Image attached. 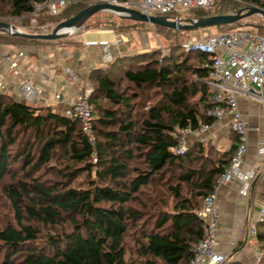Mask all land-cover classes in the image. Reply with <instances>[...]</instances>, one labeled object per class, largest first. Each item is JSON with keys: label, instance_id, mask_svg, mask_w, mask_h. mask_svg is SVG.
<instances>
[{"label": "trees", "instance_id": "16d2710c", "mask_svg": "<svg viewBox=\"0 0 264 264\" xmlns=\"http://www.w3.org/2000/svg\"><path fill=\"white\" fill-rule=\"evenodd\" d=\"M45 1L0 0V21L21 19L26 29L19 30L43 34L91 5L77 0L55 15L43 8L32 16V4ZM238 3L215 0L180 20L264 10V0ZM117 17L120 22L108 20L99 29L122 33L147 24ZM153 27L172 35L189 31ZM51 43L0 31V44ZM173 51L161 60L155 51L115 53L90 69L93 143L61 110L0 89V192L13 219L0 226V264H191L192 245L205 229L198 211L239 139L229 130L225 150L196 140L173 152L178 130L214 123L207 114L214 102L206 54L179 58ZM255 228L264 264V219Z\"/></svg>", "mask_w": 264, "mask_h": 264}, {"label": "built area", "instance_id": "2783aa9c", "mask_svg": "<svg viewBox=\"0 0 264 264\" xmlns=\"http://www.w3.org/2000/svg\"><path fill=\"white\" fill-rule=\"evenodd\" d=\"M77 0H46L43 3H33L31 15L36 16L43 8L49 14L59 13L68 3ZM90 4L107 3L122 6L127 9H135L147 15L171 16L170 19H180L182 15L192 8H208L215 0H89ZM240 1V0H236ZM68 31L67 34L77 32ZM120 39L114 37L112 42L90 41L84 42L86 47H99L103 52V60L109 61L114 52L119 50ZM184 51H196L206 54L205 67L208 69L206 83L213 89L212 101L214 105L207 111L214 118V123H199L195 128L186 127L175 135L178 144L173 149L176 154L187 150L191 142L204 140L203 134L209 132L216 122L224 116H229V129L238 135V145L230 162L217 178L214 188L203 200V205L198 215L205 221V229L202 238L192 245L191 264H229L230 251H220L215 246L218 241L219 209L215 205L218 188L235 179L241 182L240 195L248 198L253 182L262 174L263 164L244 169V156L248 151L247 133L253 129L245 120L237 106L238 95L245 99L258 102L264 109V32L260 33L253 27H237L218 34H202L198 38H191L182 44ZM113 53V54H112ZM23 55L19 52L15 57L5 55L7 69L10 72H18V59ZM65 73L71 77L72 83L78 82L72 69L66 67ZM3 83L0 81V89ZM22 100L35 102L41 89L28 80H22L17 87ZM91 88H80L75 95L65 99L64 94L54 93L53 99L63 104L62 113L65 116L77 120L87 139L93 143L92 109L89 101ZM56 103V102H55ZM262 118L264 120V111ZM256 152L264 156V133L256 144ZM257 221L251 222L248 232L256 235V223L264 219V201L259 205ZM256 263L261 257L259 249L254 251Z\"/></svg>", "mask_w": 264, "mask_h": 264}, {"label": "crops", "instance_id": "0c3cea01", "mask_svg": "<svg viewBox=\"0 0 264 264\" xmlns=\"http://www.w3.org/2000/svg\"><path fill=\"white\" fill-rule=\"evenodd\" d=\"M82 34L77 33L78 38L82 37ZM79 43L83 44L80 40ZM50 47L42 50L39 46H0V81L3 83L1 90L9 93L16 100L24 101L17 87L22 80H28L41 89L36 101L31 104L50 105L54 93L62 92L65 99L75 95L86 83L90 69L100 66L99 63L104 61L103 52L99 47H96L94 52L96 54L100 52L101 61L100 58L95 59L89 54L88 47H84L81 51L77 49L75 52L60 46L52 50L49 49ZM19 52H23V55L18 59L20 66L18 72L8 71L4 56L7 54L15 57ZM48 52H51L52 56H49ZM66 67L73 70L78 82L72 83L71 77L64 71ZM237 106L249 126L253 128L247 133L248 151L244 156L243 168L249 169L260 163L263 164V168L262 174L253 182L248 198L240 195L241 182L238 179L218 188L215 205L220 212L219 236L215 247L220 251H230L231 260H237L243 264H257L254 255L256 244L254 242L249 247L247 242L251 236L248 227L253 222L255 214H258L259 205L264 201V156H259L256 152V144L264 133L262 118L264 109L258 102L245 99L240 95L237 97ZM228 122L229 116H224L215 123L217 124L215 127H219L220 132H228L230 130ZM225 149L227 148L224 147L223 150Z\"/></svg>", "mask_w": 264, "mask_h": 264}, {"label": "rangeland", "instance_id": "374dc122", "mask_svg": "<svg viewBox=\"0 0 264 264\" xmlns=\"http://www.w3.org/2000/svg\"><path fill=\"white\" fill-rule=\"evenodd\" d=\"M228 1H230L233 4L235 3L239 4L238 3L239 1H236V0H228ZM214 10H215V7L211 8L210 12H213ZM5 18L10 24L16 25L18 29H22V30L26 29V22H24V20L13 19L8 16ZM118 19L119 18L116 16V14L112 12L97 13L93 15L92 17H90V19L86 21L84 26L81 27L79 31L73 32L71 34L68 33L63 38L52 40L51 42L53 43L51 44H41L39 47L42 50H44L48 46H51L52 48L50 47L49 49L52 50L54 49V47L60 46L62 48H68V50L75 52V50L77 49L81 51L83 50L84 47H86L84 44L79 43V40L82 43L90 42V41L112 42L114 40V33L116 32H113L110 30H102L99 28H101L104 22L108 20H116L117 22H120ZM128 22L130 21L126 20L125 24L128 25L129 24ZM255 25L264 26V17L258 14H253V15H250V16H247L241 19L238 22V24H236V26H222V27L212 26L209 28L196 29V30L179 33L177 35H172L169 32L160 31L157 28H154L153 25L147 23L142 26H134L132 28L128 27V28H125L122 33H119V32L116 33L115 37L120 39V43H119V50L114 51V52H118L116 53L117 55L118 54L122 55V54H133L135 52H143V51H155L157 52L156 55H157L158 60H161L163 57L169 56L172 53V48H173L174 50L173 52H177L176 55L179 58H184L185 55L189 54V52L183 50L182 44L186 42L187 40H190L191 38H198L202 34H218V33L229 31L237 27H253L257 29L260 33L264 32V29H262L261 27L255 26ZM79 32L83 33L82 37L80 38H78L77 36V33ZM2 45H6V44H0V46ZM95 48H96L95 46L88 47V52L93 58L95 59L100 58L99 60L101 61L102 59L101 54L100 52L96 54L94 52ZM48 55L52 56V53L48 52ZM58 58H61V57H58ZM61 59H59L60 62L62 61ZM106 63L107 61H102L99 63V65L103 67L106 65ZM81 88L83 89L92 88V84L86 81V83ZM31 103L33 102H30V104ZM50 105H52V107H54L56 110H61V111L63 110V104L57 103V101H54V99H52ZM215 126H217V124L216 125L214 124L213 128L209 132H206L205 134L202 135L204 136V140L202 141L210 142L218 150H223L224 147L228 148L231 142L230 135L228 134L227 131L220 132L219 127H215ZM82 178L83 176H80L77 178V180H82ZM255 215L256 216L254 217L253 222H256L258 219L257 213ZM9 220L13 221L10 204L8 201L5 200V197L2 196L0 192V226L3 225L5 221H9ZM254 242L256 244V247L258 248V244L255 238L251 235L247 242L248 246L251 247V245H253ZM259 251L260 253H262L261 250ZM258 264L260 263L258 262Z\"/></svg>", "mask_w": 264, "mask_h": 264}, {"label": "water", "instance_id": "95a60500", "mask_svg": "<svg viewBox=\"0 0 264 264\" xmlns=\"http://www.w3.org/2000/svg\"><path fill=\"white\" fill-rule=\"evenodd\" d=\"M98 12H112L121 18H126L135 22L159 25L174 30L189 31L209 28L212 26L237 23L241 19L253 14H258L264 17V10L262 8L257 6H250L246 10L239 9L237 13L210 15L198 19H190L188 22H184L180 19H170L167 16L163 15H147L139 12L138 10L127 9L122 6H116L107 3H95L79 10L69 19L59 22L48 33L28 34L17 29L12 24L2 21H0V31L5 32L9 35H17L22 37L52 41L65 37V35L67 34L65 30L69 29L70 31H74L76 29H80L87 21V19Z\"/></svg>", "mask_w": 264, "mask_h": 264}, {"label": "bare ground", "instance_id": "6f19581e", "mask_svg": "<svg viewBox=\"0 0 264 264\" xmlns=\"http://www.w3.org/2000/svg\"><path fill=\"white\" fill-rule=\"evenodd\" d=\"M66 32L70 31L69 29L68 30H65Z\"/></svg>", "mask_w": 264, "mask_h": 264}]
</instances>
